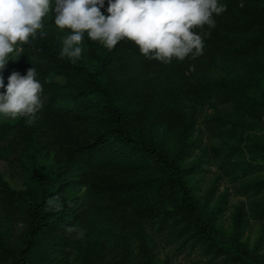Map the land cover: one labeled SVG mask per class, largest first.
Masks as SVG:
<instances>
[{"label": "trees", "instance_id": "obj_1", "mask_svg": "<svg viewBox=\"0 0 264 264\" xmlns=\"http://www.w3.org/2000/svg\"><path fill=\"white\" fill-rule=\"evenodd\" d=\"M242 2L220 0L215 27L192 29L203 54L167 64L87 33L81 57L62 58L70 30L54 12L45 35L17 43L5 85L34 67L43 107L30 124L0 116V264H168L156 238L202 264H264V0ZM206 165L246 200L230 234L229 194L202 191Z\"/></svg>", "mask_w": 264, "mask_h": 264}, {"label": "clouds", "instance_id": "obj_2", "mask_svg": "<svg viewBox=\"0 0 264 264\" xmlns=\"http://www.w3.org/2000/svg\"><path fill=\"white\" fill-rule=\"evenodd\" d=\"M225 10L220 0H0V116L27 117L30 124L43 107V89L34 67L25 75L12 72L6 85L2 72L15 61L9 54L22 50L17 49L18 42L28 43L38 30L45 35L44 18L50 12L56 27L70 30L63 38L62 58L79 59L87 33L108 49L127 39L141 55L167 64L173 58L183 61L202 55L203 38L192 29L215 27L214 15ZM55 200L48 204L58 209Z\"/></svg>", "mask_w": 264, "mask_h": 264}, {"label": "rangeland", "instance_id": "obj_3", "mask_svg": "<svg viewBox=\"0 0 264 264\" xmlns=\"http://www.w3.org/2000/svg\"><path fill=\"white\" fill-rule=\"evenodd\" d=\"M10 119V118H9ZM264 127H259L257 129L258 134H263ZM203 130V128H201ZM198 140L203 144L202 146L210 145L208 135L204 132L198 131ZM199 152V151H197ZM9 166L7 164L2 163V168L4 175L6 179H9ZM201 178H205L203 185H202V191H207L211 186H215L219 194L222 193H228V210L225 212V216L220 222L223 226L224 232L227 234H230L232 232V216L236 212V206L239 204L244 203L246 200L242 197H238L235 195V191L233 188V185L230 184V182L226 180H220L217 174L216 167L213 165H206V169L204 172V175ZM12 185L15 188H20L21 184L17 181H10ZM203 194V192H202ZM263 227L259 226L258 224H255L254 222L251 224L248 229H246L242 241L244 243L249 244V246L252 248L256 244L258 237L260 236V232L262 231ZM17 231H14L16 233ZM156 245H157V253L158 258L164 262H168V264H202L199 263V261L195 258L192 259H186L185 256H176L175 252L164 246V244L156 238ZM259 255L264 256V245L259 250Z\"/></svg>", "mask_w": 264, "mask_h": 264}]
</instances>
